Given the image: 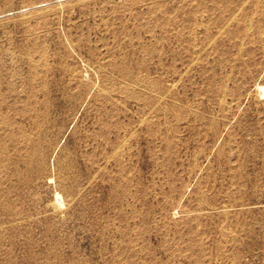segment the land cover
Listing matches in <instances>:
<instances>
[{
    "label": "rangeland",
    "instance_id": "374dc122",
    "mask_svg": "<svg viewBox=\"0 0 264 264\" xmlns=\"http://www.w3.org/2000/svg\"><path fill=\"white\" fill-rule=\"evenodd\" d=\"M0 264H264V0H0Z\"/></svg>",
    "mask_w": 264,
    "mask_h": 264
},
{
    "label": "bare ground",
    "instance_id": "6f19581e",
    "mask_svg": "<svg viewBox=\"0 0 264 264\" xmlns=\"http://www.w3.org/2000/svg\"><path fill=\"white\" fill-rule=\"evenodd\" d=\"M56 198L57 202H55V208L60 209L65 202L63 194L60 191L56 192Z\"/></svg>",
    "mask_w": 264,
    "mask_h": 264
}]
</instances>
